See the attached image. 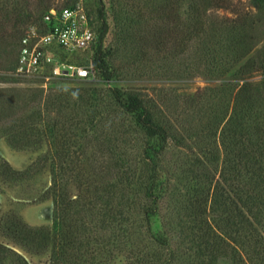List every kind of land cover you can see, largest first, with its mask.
I'll return each instance as SVG.
<instances>
[{
  "label": "rangeland",
  "instance_id": "1",
  "mask_svg": "<svg viewBox=\"0 0 264 264\" xmlns=\"http://www.w3.org/2000/svg\"><path fill=\"white\" fill-rule=\"evenodd\" d=\"M75 3L88 10L99 45L61 59L91 63L93 78L17 74L19 39L40 30L48 8ZM216 3L0 0V218L50 232L15 241L0 232L27 264H43L52 250L63 264H264V184L243 177L238 190L227 179V205H206L211 230L196 213L205 170L195 158L217 145L222 94L186 97L236 70L264 71V0ZM255 88L250 115L264 124V85ZM114 93L152 100L173 128L156 162L163 189L154 204L143 196L145 137ZM221 159L204 164L217 175Z\"/></svg>",
  "mask_w": 264,
  "mask_h": 264
},
{
  "label": "trees",
  "instance_id": "2",
  "mask_svg": "<svg viewBox=\"0 0 264 264\" xmlns=\"http://www.w3.org/2000/svg\"><path fill=\"white\" fill-rule=\"evenodd\" d=\"M216 4L223 7L224 3L229 0H216ZM130 7L136 5L129 4ZM139 15V14H137ZM96 27V26H95ZM98 40L95 46L90 51H93L100 40V33L96 27ZM18 48V45H17ZM17 54V52H16ZM64 56V54H62ZM71 60V59H70ZM94 63H97L95 59ZM15 60L13 63V69ZM264 85V71L260 74H246L240 69L225 76H221L217 85L206 87L198 90L190 97H186V101L190 104L196 102L199 98H208L212 94L220 92L222 94V110L221 121L217 126V132L213 135L217 141V145L210 143L200 150L199 155L195 160L198 166L205 170L203 173V181L200 186H196L194 192V200L196 201V213L201 216L199 223L203 226L204 232L206 229L211 230V225L205 216L206 205H222L226 206L231 197L226 193L225 181L232 179L235 183L236 189H239L241 182H244L243 177L247 183L264 184V124L263 119L254 113L250 115V110L255 107L251 102L252 93L257 85ZM209 95H206V94ZM121 93H114L113 100L115 104L120 107L124 113L130 114L133 117L134 125L141 131L145 137L143 147V166L146 170V176L143 180V196L154 204L161 198L163 182L159 180L155 167L161 152L164 151L165 146L173 136V128L168 120L164 119L161 113L156 110L155 105L150 99H143L141 97L127 94L125 97ZM228 96V103L232 102V114L226 117L224 113L225 99ZM244 98L246 105H240V99ZM55 101V98H53ZM251 101V102H250ZM195 106V105H194ZM225 106V107H224ZM228 106V105H227ZM251 120V121H250ZM207 135L212 134V127H207ZM179 140V139H176ZM208 143V142H206ZM221 159V169L216 175L215 172L208 171V167L204 162H213ZM218 162V161H217ZM6 171V169L4 170ZM230 175H232L230 177ZM230 177V178H229ZM227 182V181H226ZM245 183V182H244ZM240 200L241 196H237ZM0 232L6 237L17 240L27 234L31 236L49 234L48 230L43 228L30 230L21 224L16 218L6 217L0 218ZM3 232V233H2ZM215 238L218 236L213 234ZM159 236L155 237V241L160 242ZM211 249V248H210ZM32 253H37V249H30ZM34 251V252H33ZM27 264L25 258L18 254L12 247L0 242V264ZM60 256L55 250L49 254L48 260L43 264H63Z\"/></svg>",
  "mask_w": 264,
  "mask_h": 264
},
{
  "label": "built area",
  "instance_id": "3",
  "mask_svg": "<svg viewBox=\"0 0 264 264\" xmlns=\"http://www.w3.org/2000/svg\"><path fill=\"white\" fill-rule=\"evenodd\" d=\"M41 24L40 30L35 27L19 39L14 71L28 77L93 78L91 63L61 59L63 52L67 55L96 45L98 34L88 10L80 3L50 7L42 14Z\"/></svg>",
  "mask_w": 264,
  "mask_h": 264
}]
</instances>
